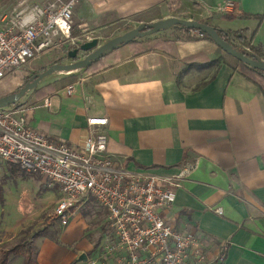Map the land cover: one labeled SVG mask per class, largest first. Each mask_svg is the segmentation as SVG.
<instances>
[{"label": "crops", "instance_id": "0c3cea01", "mask_svg": "<svg viewBox=\"0 0 264 264\" xmlns=\"http://www.w3.org/2000/svg\"><path fill=\"white\" fill-rule=\"evenodd\" d=\"M231 1L221 11L224 0H77L72 16L79 26L144 13L139 21L174 15L247 28V34L256 28L252 43L264 52V0ZM180 33L170 26L121 44L98 69L39 81L19 105L31 126L68 143H83L88 115L106 116L105 152L130 171L174 175L187 167L173 203L163 209L173 227L201 240L210 264H264V95L228 58L204 65L223 55L212 39ZM70 74L72 81H59ZM86 225H80L85 239L77 248L91 246ZM222 245L224 258L216 261ZM75 258L74 248L61 264Z\"/></svg>", "mask_w": 264, "mask_h": 264}, {"label": "built area", "instance_id": "2783aa9c", "mask_svg": "<svg viewBox=\"0 0 264 264\" xmlns=\"http://www.w3.org/2000/svg\"><path fill=\"white\" fill-rule=\"evenodd\" d=\"M76 1L0 7V80L56 40L70 37ZM232 4L224 0L219 10ZM191 33L203 36L198 29ZM43 103L49 105L50 98ZM106 122V116L88 115L83 143H68L31 126L26 107L9 104L0 107V157L44 175L58 187L54 215L61 226L91 195L106 210L114 236L108 247L119 253L120 264H210L202 241L190 231L176 230L163 211L173 203L188 168L174 175L122 168L105 152L107 136L101 126ZM224 248L214 256L216 261L224 258Z\"/></svg>", "mask_w": 264, "mask_h": 264}, {"label": "rangeland", "instance_id": "374dc122", "mask_svg": "<svg viewBox=\"0 0 264 264\" xmlns=\"http://www.w3.org/2000/svg\"><path fill=\"white\" fill-rule=\"evenodd\" d=\"M48 1L51 0H0V7L16 4H43ZM145 16L144 13L139 16L131 15L95 26L87 23L82 26L74 24L72 16L73 25L70 37L65 40H56L49 49L31 57L24 64L16 67L15 71L2 78L0 80V95L17 90L27 80V77L45 69L52 62H69L83 57L87 52L80 48L83 41L97 37L98 43H101L139 22H149L138 20ZM154 32L135 38H148L151 36L149 34H154ZM74 49V53L69 54ZM74 70L83 71L85 68L79 67ZM67 72L53 71L43 76L39 81L51 84L52 78L62 76ZM21 98L22 96L15 104H19ZM0 188L2 197L0 200V252L3 248L13 245L21 236H31L39 230L45 235L35 237L33 242L38 249L37 260H40V264L64 263L72 258L74 248L77 264H119L115 259L119 253L109 250L108 247L114 239L113 233L104 221L103 209L92 197L79 202L75 206V213L80 215L70 218L65 224L66 226H61L58 218L54 215L59 190L44 175L22 169L19 165L0 157ZM83 222L87 224L84 235L91 242L89 249L76 247L80 246L85 239L79 236L80 225ZM53 232L54 238L49 236ZM82 252L86 253V259L77 260ZM21 263V256L14 257L9 262V264Z\"/></svg>", "mask_w": 264, "mask_h": 264}, {"label": "water", "instance_id": "95a60500", "mask_svg": "<svg viewBox=\"0 0 264 264\" xmlns=\"http://www.w3.org/2000/svg\"><path fill=\"white\" fill-rule=\"evenodd\" d=\"M174 25H183L205 32L210 36L216 45H218L222 50L235 56L239 61L264 70V59L252 58L246 55L240 48L232 46L218 33L213 24L205 20L172 15L149 22H139L135 26L118 33L101 43H98L97 37H92L89 40L83 41L80 44V48L87 50L83 57L69 62H52L45 69L32 73L17 90L0 95V107L14 104L27 90L35 87L43 76L53 71H71L79 67H85L92 60L96 59L102 54L117 48L121 44L127 43L129 40L137 36H143L158 29L167 28ZM74 51L75 49L70 51L69 54L74 53ZM86 257V253L82 252L77 257V260H85Z\"/></svg>", "mask_w": 264, "mask_h": 264}, {"label": "trees", "instance_id": "16d2710c", "mask_svg": "<svg viewBox=\"0 0 264 264\" xmlns=\"http://www.w3.org/2000/svg\"><path fill=\"white\" fill-rule=\"evenodd\" d=\"M248 15H255L261 18L263 16L262 13H245ZM217 29L218 33L227 40L232 46L240 48L246 55L252 58H260L264 59V52L263 47L260 43H252V38L254 37V33L256 28L251 29L247 34V28H238V29H229V28H222L217 25H214ZM175 29L180 30L183 32V36L186 38L196 37L195 34L191 33L192 30L195 28H189L183 25H174ZM203 37L210 38V36L203 32ZM127 43L129 44H137V39L133 38L129 40ZM243 45L247 46L248 48L243 47ZM217 48L223 52V55L219 58H212L206 62H203L204 65L209 64H218L219 61L227 62L228 59L233 61V67H237L241 74H243L246 78L250 79L254 83H256L260 90L264 95V70L261 68H256L246 64L245 62L239 61L235 56L231 55L230 53L223 51L218 45ZM107 54L104 53L101 56L97 57L96 59L92 60L88 65H86L85 69L95 70L98 69L102 64V59ZM228 58V59H227ZM186 61L191 59V57L184 58ZM229 62V61H228ZM203 65V64H200ZM29 77H27L28 79ZM74 76L72 74L62 77L59 81L60 82H70L72 81ZM16 164V163H15ZM18 165V164H17ZM1 193V188H0ZM1 197V194H0ZM2 200V197L1 199ZM45 235V233L37 230L31 236H21L18 241H16L13 245L3 248L0 252V264H9L10 260L14 257L21 256L22 263L21 264H38L37 260V253L38 249L36 244L33 242V239L37 236ZM50 237L54 238V232L49 234ZM75 259L69 261L66 264H74Z\"/></svg>", "mask_w": 264, "mask_h": 264}]
</instances>
